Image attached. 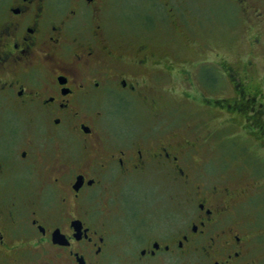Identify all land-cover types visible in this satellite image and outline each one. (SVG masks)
I'll use <instances>...</instances> for the list:
<instances>
[{
  "label": "flooded vegetation",
  "instance_id": "1",
  "mask_svg": "<svg viewBox=\"0 0 264 264\" xmlns=\"http://www.w3.org/2000/svg\"><path fill=\"white\" fill-rule=\"evenodd\" d=\"M114 5L157 15L167 6L0 0V264H257L232 221L234 196L200 182L201 141L150 126L167 111L157 92L178 96L176 72L189 99L213 86L212 61L183 69L144 37L120 44L106 29ZM151 177L180 190L183 205L174 220L134 216L121 230L120 198L105 193L138 192Z\"/></svg>",
  "mask_w": 264,
  "mask_h": 264
},
{
  "label": "rangeland",
  "instance_id": "2",
  "mask_svg": "<svg viewBox=\"0 0 264 264\" xmlns=\"http://www.w3.org/2000/svg\"><path fill=\"white\" fill-rule=\"evenodd\" d=\"M166 4L160 15L152 9L145 14L144 7L138 14H127L114 5L118 12L108 16L106 29L122 45L139 36L169 56L178 54L183 69L212 61L213 86L197 85L201 91L196 87L189 99L180 94L183 74L176 72L178 96L157 92L155 98L160 97L167 111L150 126L166 129L165 137L175 133L196 145L201 141L196 146L200 155L195 156L200 182L231 192L232 221L249 233L254 259L264 264V0H166ZM225 68L235 77H228ZM227 105L233 108L228 110ZM19 120L27 125V115L20 114ZM141 183L138 192L120 186L105 193L104 198L115 193L120 198L113 218L121 230L132 229L134 216L174 220V212L183 205L176 204L183 201V193L168 182L151 177Z\"/></svg>",
  "mask_w": 264,
  "mask_h": 264
},
{
  "label": "trees",
  "instance_id": "3",
  "mask_svg": "<svg viewBox=\"0 0 264 264\" xmlns=\"http://www.w3.org/2000/svg\"><path fill=\"white\" fill-rule=\"evenodd\" d=\"M262 129H263V127H262ZM254 132H255V133H253V134H255V135L257 134V136H259V135H258V133H256V131H255V130H254ZM252 136H253V135H252ZM255 138H256V137H255ZM257 138H258V137H257Z\"/></svg>",
  "mask_w": 264,
  "mask_h": 264
}]
</instances>
